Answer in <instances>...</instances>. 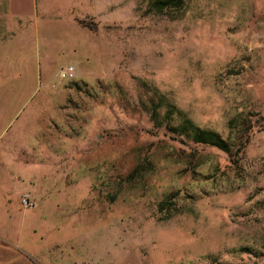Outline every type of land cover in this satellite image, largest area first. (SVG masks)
Instances as JSON below:
<instances>
[{
  "label": "rangeland",
  "instance_id": "obj_1",
  "mask_svg": "<svg viewBox=\"0 0 264 264\" xmlns=\"http://www.w3.org/2000/svg\"><path fill=\"white\" fill-rule=\"evenodd\" d=\"M154 1L0 0V264H264V0Z\"/></svg>",
  "mask_w": 264,
  "mask_h": 264
},
{
  "label": "trees",
  "instance_id": "obj_2",
  "mask_svg": "<svg viewBox=\"0 0 264 264\" xmlns=\"http://www.w3.org/2000/svg\"><path fill=\"white\" fill-rule=\"evenodd\" d=\"M184 0H156L150 4V9L152 11L161 13L164 10L177 8L180 9L183 5ZM175 111L169 110V113L166 117L169 119ZM152 114L155 115L156 111L153 110ZM175 131L179 132L182 136L188 138L195 144L206 145L210 147H215L221 151L229 152V144L226 140L222 139L217 133L202 130L189 120L182 119L180 123H178L174 129Z\"/></svg>",
  "mask_w": 264,
  "mask_h": 264
},
{
  "label": "built area",
  "instance_id": "obj_3",
  "mask_svg": "<svg viewBox=\"0 0 264 264\" xmlns=\"http://www.w3.org/2000/svg\"><path fill=\"white\" fill-rule=\"evenodd\" d=\"M73 68L68 67L65 70L61 71L59 77L63 80H71L73 78ZM25 206L28 205V201L26 199L23 200ZM31 205V204H30Z\"/></svg>",
  "mask_w": 264,
  "mask_h": 264
}]
</instances>
